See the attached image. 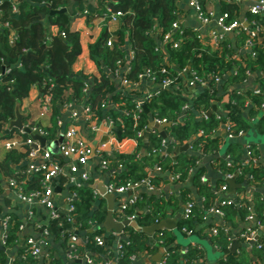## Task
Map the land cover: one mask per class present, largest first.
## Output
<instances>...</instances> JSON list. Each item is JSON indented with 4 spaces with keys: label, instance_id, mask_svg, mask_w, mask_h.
Here are the masks:
<instances>
[{
    "label": "trees",
    "instance_id": "16d2710c",
    "mask_svg": "<svg viewBox=\"0 0 264 264\" xmlns=\"http://www.w3.org/2000/svg\"><path fill=\"white\" fill-rule=\"evenodd\" d=\"M96 2L97 7L90 0H0V134L2 138L11 139L13 134L18 132V135L25 140L34 137L33 128L39 127L43 137L51 141L60 132L61 126L58 120L62 119L61 108L70 103L90 106L100 121L105 117H120L122 121L116 119L114 121L121 131L119 137L136 138L140 145L144 141V136L138 135V132L144 130L150 120L167 119L170 125L166 127V132L168 137L172 138L165 147L167 154L162 151L163 137L154 133L151 134L154 144L151 154L141 157L137 153H116L114 161L125 167V170L119 172L121 180L118 184L145 177H151L153 183H159L160 176L151 171L155 170L156 166H161L162 172H169L171 175L180 173V182L192 176L199 193L203 196V201L200 204L196 202L189 219L182 217L178 228L181 230L186 226L193 229L220 198L212 186L201 181L207 169L197 163L202 161L204 156L220 148L224 137L218 134L219 127L229 120L231 127L227 130V135L229 133L237 135L241 130L245 131L253 125L264 131V109H251L247 115L244 113L247 109L248 97H251L259 107L264 104V41L259 49L255 48L257 44H254L257 53L251 55L245 65H241L232 58L230 48L221 54L220 47L212 48L191 30L183 26L174 28L175 22L180 23L176 13L177 0H97ZM201 3L206 8L212 9L210 0H201ZM108 8L122 12L119 17L120 27L114 32L110 31L107 25L111 21V12ZM85 9L97 10L105 21L100 35L90 45V55L100 67L99 76L73 72V64L82 53V44L80 32L72 29V16L75 12ZM222 11H228L231 20L239 18L238 7L235 4H224ZM252 18L264 23V16L252 15ZM53 27L56 28L55 31L52 30ZM167 33H171V36L166 40ZM238 36L245 42L247 35L243 31ZM110 39H112L111 45L108 44ZM223 40L228 41V36L226 35ZM178 41L180 46L175 47L174 43ZM127 42L132 51V59L124 78L136 82L140 80L142 73L149 70L148 78L154 77V82L160 84L166 77L177 75V71L173 69L176 66L179 70H188V76L195 72L208 81L206 88L198 93L193 101L195 111L189 107L185 108L189 101L185 84L176 87V91L161 88L157 95L146 99V109L138 108V101L135 99L132 101L130 98L126 101L131 110L108 109L111 101L115 100L112 95L117 86L115 75L119 74L120 69L128 61V52L124 48ZM167 60H170V64ZM163 68H167L170 74L163 73ZM247 72L258 74L260 92L249 90L243 92L230 88V85L242 82ZM228 73L230 75L221 87V91L224 90L226 93L219 95L221 81L217 82L216 77H221L222 80ZM33 86H37L40 90L41 110L45 111V116L39 121L33 119L30 121L29 115L24 118V123L32 130L31 132H21L18 128H13L9 133L2 134L10 121L16 118L17 105L29 96ZM226 95L228 99L224 104L226 107L224 112L211 111L213 103L221 101ZM45 105H48L47 109ZM182 111L186 115L181 119ZM252 118L256 120L253 124L250 121ZM193 137L195 138L192 140ZM185 144L191 145L190 151L182 150L176 153V150ZM29 150L30 146L26 144L8 149L6 157L0 160V190L5 183L2 174L8 178V184L9 179H15L24 193L43 187L42 173L35 172L32 175L27 173L30 164ZM227 155L230 156V161L222 158L214 159L213 166L225 173H234L238 182L246 180L254 185L255 195L252 199L239 198L241 204L238 206L233 204L221 206L226 223L218 226V234L212 235V239L222 251H226V254L230 253L228 248L232 244L229 223L235 224L236 218L247 221V217L254 213L257 223L260 222L264 226V194L259 191V188L264 186V163L244 162L243 148L238 142L229 145ZM25 161L26 164H23ZM18 165L21 167L17 168ZM223 183L226 181L216 185ZM190 199L194 197L185 196L184 203ZM74 203L76 210L73 222H76L80 229L91 228L92 222L103 219V214L100 215L99 210L95 215L91 214L95 197L89 186L78 188ZM166 205L175 211L180 208L179 201H169ZM166 209L164 205L157 203L151 213L138 214L137 219L144 225L156 223L162 219ZM125 213L127 215L136 213L135 205ZM101 232L100 229L91 231L85 244L76 245L77 252L86 254L91 250L104 253L102 248L94 246V238ZM10 238L9 236L8 240ZM161 238L165 241V235ZM169 239L171 238L166 236V241ZM239 239L245 240L241 236ZM263 239L264 232L259 242ZM146 241V233L132 231L129 241L124 240L122 252L116 255L117 264H130L132 256L146 249ZM170 249L165 264H182L183 261L184 264H194V258L198 254L196 249H189L183 255L175 247ZM254 251L264 264V246L259 248L255 245ZM24 254V259L18 260L16 264H39L40 260L31 255L29 248H25ZM91 257L100 264H108L110 261L106 257L102 259L101 256H97V253ZM227 259L228 262L232 261L231 264H248L245 263L247 259L244 255H229ZM74 260L75 264H87L86 260L77 258ZM248 261L250 263L251 258Z\"/></svg>",
    "mask_w": 264,
    "mask_h": 264
},
{
    "label": "crops",
    "instance_id": "0c3cea01",
    "mask_svg": "<svg viewBox=\"0 0 264 264\" xmlns=\"http://www.w3.org/2000/svg\"><path fill=\"white\" fill-rule=\"evenodd\" d=\"M91 3L97 7V0H90ZM214 1V10L219 12L222 10L224 4H235L238 7V17L241 21H246V18L251 19L252 15L250 13V8L254 4L256 0H213ZM213 8V5L210 6ZM87 10V11H86ZM176 13L178 16V20L180 24L186 28L194 32L197 36L201 37L205 42L210 44L212 48L220 47V53H225L226 49L230 48V54L232 58L240 63L241 65H245L247 60L251 57L252 53H257L253 49H249L246 47L245 42L241 41L238 35L234 33L227 34L228 41L222 40L220 43L214 42L213 35L219 31V27L215 20L210 22L209 24L202 23L197 15L195 10L190 7L188 0H177ZM105 24L104 17H102L101 13H98L97 10L85 9L84 11H77L72 16V29L80 32V41L82 44V53L76 59L73 64V72L80 73L83 72L85 74L91 76H99L100 75V67L96 64L93 58L90 55V45L96 41L98 36L100 35L103 25ZM110 31L114 32L120 27V21H109L107 23ZM53 31L56 28L52 29ZM225 41V42H224ZM258 48L262 46V39H257L256 43ZM125 50L128 52V61L127 63L120 69L119 74L115 75V80L117 82L116 91L113 92V96L115 100L111 101L108 105V109H116L119 111H123L124 108H129V104L127 103V99H132V101H144L148 98L149 95L154 96L157 95L161 88H164L161 84L155 83L151 79L143 78L138 82H135L130 85H125L123 83V78L125 72L129 70V62L132 59V53L130 49V45L127 42L124 46ZM259 52V50H258ZM167 63L170 64V60H167ZM177 71V84L174 91L177 90L176 87H182L184 85L185 79L188 77V70H179L176 66L173 68ZM231 73V72H230ZM230 73L226 74L224 78L219 83V92L225 94L226 92L221 91L222 85L224 81H226L230 75ZM246 78L240 82L230 85L231 89L242 90L243 92L255 91L256 89H260L258 83V74L256 72H247ZM262 74V73H261ZM208 85V84H207ZM195 86L194 88H186L187 90V98H188V106L190 109L195 111L194 108V99L198 95V93L202 92L206 86ZM135 99V100H134ZM228 95L221 101H215L213 103V107L211 111H222L226 109L225 103L227 102ZM41 93L37 86H33L31 88L30 94L27 98H25L20 104V112L24 114V118L26 116H30V121H39L42 120L43 117L40 115L41 112ZM146 104V103H145ZM147 105V104H146ZM247 109L244 113L247 115L249 111L252 110H261L264 109V106H258L255 104L251 97L246 99ZM129 110H131L129 108ZM62 120L63 123L60 127V132L58 135L51 141L46 139L45 146L42 150H48L51 152L52 157L51 161L57 162L58 164L64 166L65 171H68V164L72 159L65 157L59 148V143L63 139L64 129L70 126H74L78 129L80 134L84 136L92 145L99 147H103V143L107 142V145L102 149V155H95L91 157L88 163L85 166V170L89 173L88 181L80 182L79 179L84 170L80 169L79 172L76 173V182H71L67 179L66 176H59L53 180V188H54V199L55 205L53 208H48L45 205L34 202L28 203L24 200H21L15 191L9 186L7 183L8 178L1 175L4 178V185L2 190H0V264H16L18 260H22L25 257L24 250L26 248V243L29 238H33L38 240L42 249V257L39 259V264H75V260L69 257V244L68 240L72 233L77 234L79 236V244H85L88 240V235L91 231L100 229L102 232L98 235L103 237L104 244L100 245L95 242L94 238V246L102 248L104 253L101 251L92 252L89 250L86 255L93 256L97 253V256H101V258H107L110 260V264H117V256L118 255V245L120 241L128 240L131 237L132 231H140L135 229L132 226H127L123 232L117 233L114 228L110 230L106 229L104 226V220L107 216L110 206L114 209V216L116 220L121 221L120 218V207L123 202L128 201L130 197L136 196L137 202L135 205L136 215H146L151 213L155 208L156 204L160 203L165 207V214L162 219H172L177 223V227L174 229H164L159 230L153 234L146 233V249L140 251L138 254L134 255L131 258L130 264H164L166 260V256L168 255L170 248H176L183 255L187 253L189 249H196L198 254L194 258V264H231L232 262H228L227 257L229 255L242 256L244 255L245 263L248 264H263V261L256 255L254 251V246L260 240L262 233L264 232V227L261 228L259 232L258 238L252 237L250 239H245L241 241L239 239L240 233L246 229L247 227H255L256 221L253 220H243L237 219L235 224H228L230 229V236L232 239V244L228 248L229 252L226 254V251H222L221 249H217L212 239V235L210 234V228L213 226H222L226 223L224 217L208 213L206 217L197 222L194 232L192 234L183 232L179 230L178 225L180 220L182 219L181 209L184 210V197L190 198L194 197L197 203H202L203 196L199 193L197 186L193 182V177L190 176L186 181L174 182L170 180L169 172H162L156 170H151L153 174L159 175L161 178V182L153 183L154 187L149 188L146 185L141 186L137 190H128L122 193L118 192H109L111 194V198L107 199L104 197L100 189L104 187L108 189L110 184H118L120 183L121 177H119V172L125 170V167L118 168L117 161H114L116 157V153L123 154H131L137 153L139 156L143 157L151 154V151L154 148L153 141L151 139V134L161 135V130L164 129L166 132V127L160 128L155 127L154 125H165L164 123H157L156 119L150 120L149 124L145 127L143 132L144 141L140 145V142L136 138H120L121 131L119 125L115 124L110 125V121L108 117H105L100 124L101 129L97 132H94L89 128V124L85 121V113H84V104H75L72 103L70 106H62ZM77 111L78 116L74 117L73 112ZM209 112V114L211 113ZM221 114V113H220ZM186 115L185 112L182 111L181 119ZM262 115V112L260 113ZM23 118V122H24ZM120 117L112 118L118 119ZM251 123L253 124L256 120L252 118ZM25 124V123H24ZM109 124V125H108ZM27 125V124H25ZM28 126V125H27ZM7 126L6 130L8 129ZM6 130L2 134H6ZM20 130V129H19ZM149 133L146 136V133ZM218 134L223 136V142L220 148L209 155H206L202 158L200 162L201 167H205L207 169L206 175L209 177L212 183H222L227 181V174L221 169L213 166L214 159H226L228 158L227 149L232 142H238L241 144L243 148V157L247 158V148H251L254 151V155L259 157L261 162L264 163V131H261L256 126H251L247 130H243V134L238 137L231 138L227 135V128L225 124H222L219 127ZM14 137H20L18 132L13 134ZM252 136V137H251ZM163 137V136H162ZM168 137V135H167ZM195 137L192 138V140ZM7 139L2 138L0 134V160H3L7 153L8 149L5 146V142ZM172 138L169 136L168 141L163 137V147L162 151L166 155V146ZM191 140V141H192ZM187 145V144H185ZM183 145V146H185ZM181 146L178 151H190L191 145L189 144L188 150L182 149ZM106 158H110L112 163L109 169H102L101 162ZM44 159L40 156L35 160L36 164L43 163ZM26 164V161L23 163ZM17 168L21 167L20 165L16 166ZM62 178L64 180H62ZM234 179L237 188L235 191H230V186L225 196H231L233 198H248L252 199L255 195L254 193V185L249 184L246 180L238 182L236 177L231 178ZM81 186H89L92 189V194L95 197V203L91 209V214L95 215L98 210L100 211V215L103 214V219L101 221L95 220L92 222L91 228L80 229L76 222L70 223V226H67L69 223L66 219V215L69 209L70 200L73 199L78 194V188ZM185 189V190H182ZM259 191L264 194V186L259 188ZM76 194V195H75ZM176 202L179 201L180 208L175 211L170 207H167L166 202ZM132 206V205H131ZM129 206L128 209L131 207ZM57 214V216H54ZM5 219L10 220L9 229H5L3 225V221ZM138 225L140 227L150 226L144 225L139 222L137 217L135 218ZM161 220V219H160ZM158 220V221H160ZM157 221V222H158ZM154 224V222H153ZM169 225V224H168ZM131 227V228H130ZM45 229L49 230V234L46 235ZM77 231V233L75 232ZM159 232H163L165 235V241L161 242L158 237ZM179 233L182 234L183 238H187L190 236H195V240L190 241L189 243H184L181 241ZM11 237L8 240V237ZM166 236L170 237L168 241H166ZM237 241L240 243L236 246L235 250L232 251L230 248L233 246L234 242ZM204 242H208L213 250L220 253V256H216L215 258H211L209 256V252ZM251 258V262L249 263L248 259ZM85 261L83 255L79 258ZM183 259V256H182ZM56 261V262H55ZM183 261V260H182ZM182 263V262H181ZM184 264V261L183 263Z\"/></svg>",
    "mask_w": 264,
    "mask_h": 264
},
{
    "label": "built area",
    "instance_id": "2783aa9c",
    "mask_svg": "<svg viewBox=\"0 0 264 264\" xmlns=\"http://www.w3.org/2000/svg\"><path fill=\"white\" fill-rule=\"evenodd\" d=\"M211 1V5H213L212 9H209L208 7L206 8L205 5L201 3V0H188V3L190 7H192L198 19L204 23V24H209L213 20L216 21L219 31L217 33H214L213 39L214 42L219 43V41H222L224 37L229 34V33H234L238 35L242 31L247 35L246 40H245V45L248 47L250 50L253 49L255 42L257 39H262L264 41V23H262L259 19L257 18H246V21H241L239 18L237 19H230V13L228 11H219L216 12L214 10V1ZM108 10L111 12V21H118L119 17L122 15L121 11H112L111 8H108ZM250 13L253 16H264V0H256L254 4L250 8ZM174 28H180L182 25L178 22H175L173 24ZM55 28V27H53ZM171 36V33H167L165 35V39H169ZM108 44H112V39L108 41ZM175 47L180 46V42H175L174 43ZM132 53V51H131ZM252 55H255L253 52ZM163 73L165 74H170L169 70L167 68H163ZM149 77V70H146L144 73L140 75V80L143 78H148ZM150 79V78H148ZM155 78L152 77V81ZM139 80V81H140ZM178 78L175 77H166L161 81V85L164 88L168 89H173L175 88L177 84ZM216 81L220 82L221 77H216ZM138 82V81H136ZM123 83L125 85H130L135 83L134 81H131L128 78H123ZM184 86L187 88H194L195 86H205L208 84V81L200 76H198L195 72H192L191 76H188L185 81H184ZM256 93L260 92V89L255 90ZM151 97V95L148 96V98ZM146 103V99L143 101L138 102V108H144V105ZM72 103L67 104L65 106H70ZM105 106V104H103ZM264 106V104H263ZM46 109L48 108V105H45ZM189 106L186 105L185 108H188ZM84 113H85V121L87 124H89V128L93 130L94 132H97L101 129L100 124L101 121L99 120V117L97 116L96 112L91 109L90 106H87L84 104ZM204 116H206V113H203ZM40 115L42 117L45 116V111L40 112ZM73 116L76 117L78 116V112L74 111ZM220 117V115H219ZM118 121H122L121 118L117 119ZM109 123L110 125H114V119L109 118ZM157 123H168L167 119H156ZM63 123L62 119L58 120V124L61 126ZM223 124H225L227 130L230 129L231 127V122L229 120L225 121ZM109 125V124H108ZM111 125V126H112ZM25 126V125H24ZM34 131H38V134H40L42 137V131L39 127H34ZM21 132H25L26 130L24 128L20 129ZM243 134V130H241L237 135H234L233 133H229V137L234 138L238 137L239 135ZM138 135H143L142 130L138 132ZM26 144L30 146L29 150V167L27 169V173L29 175L34 174L35 172H40L43 175V187L39 190L32 191L30 193H24L18 182L15 179H9V186L15 191L17 196L21 199L24 200L28 203H34V202H39L43 205H45L48 208H53L55 205V199H54V188H53V180L56 177L59 176H66L67 179L71 182H76V173L79 172L80 169L84 170L79 181H88L89 179V173L85 170V166L88 163L89 159L95 155H102V149L104 146L107 145V142L103 143V147H99V145H92L84 136L80 134L78 129L74 126H70L68 128L64 129L63 133V139L59 143V148L61 153L65 156L68 157L71 160V162L68 164V171H65L64 166L58 164L57 162L51 161L50 158L52 157V154L48 150H42V148L45 146L41 145L38 140H36L34 137L27 138L23 140L21 137H14L11 139H7L5 142V146L7 149H11L14 147H21V145ZM191 148V147H190ZM247 158L245 159L244 162L249 163L250 161L256 164H260L261 160L259 157L255 156L254 151L251 148H247ZM44 159L43 163L36 164L35 160L37 159L38 156H40ZM103 156V155H102ZM229 161L230 156L228 155L227 158ZM201 161H197V163L200 165ZM111 159L104 157V159L101 162V167L102 169H109L111 167ZM122 164H118V168H122ZM156 170L162 171L161 166H156ZM192 170V169H191ZM152 173V172H151ZM227 178H234V173H228ZM181 174L180 173H174L170 174V180L174 182H180ZM201 181L208 183L212 188L216 191V193L219 195V200L218 203L212 206L209 210L208 213H213L217 214L220 216H224L225 213L223 211V208L221 206L223 205H240L241 202L238 200L239 198H233L231 196H225L226 192L229 189V185L227 183H223L221 185H216L215 183H212L209 179V177L205 174L202 175ZM146 185L149 188H153V182L151 180V177H145L139 180H130L125 183L121 184H110L108 186V191L109 192H118L122 193L128 190H137L141 186ZM218 186V187H217ZM255 188V187H254ZM76 195V194H75ZM76 197V196H75ZM70 200L69 204V209L66 215V219L69 223H73L74 220V212L76 210V205L74 203V199ZM137 202V197L133 196L128 199V201L123 202L120 207V218L123 219H131L135 220L137 217L136 214H131L127 215L125 212L128 209L129 206L134 205ZM185 207L182 213V217L189 219L192 214H193V209L196 204V201L194 199H190L186 201ZM253 203L250 204V209H252ZM54 216H57V214H54ZM255 220L254 213L250 214L247 217V221L249 220ZM3 225L5 229L9 228L10 225V220L5 219L3 221ZM263 224L259 222V224L256 221V226L255 227H247L244 229L241 233L240 236L245 239H250L252 237L258 238L259 232L261 228H263ZM218 227L213 226L210 228V234L211 235H217L218 234ZM181 231L192 234L194 232V229L187 228L186 226H183ZM46 235L49 234V230L45 229L44 232ZM163 232H159L158 237L160 238L161 242L164 241L163 238ZM95 240L97 241L98 244L103 245L104 240L103 237L100 235H96ZM129 241V239L127 240ZM79 243V236L77 234L72 233L69 237V257L71 259H76L79 258L81 255L84 256L87 264H100L99 262L95 261L90 255H86L85 253H80L77 252L76 245ZM124 245V241H120L118 245V253L122 252V248ZM259 248L264 246V239L261 242H257ZM217 249H220L219 246L215 244ZM27 249L29 248V251L31 255L34 257L40 259L42 257V249L40 246V243L38 240H35L33 238H29L26 243ZM169 255V253H168ZM167 255V256H168ZM167 256L164 264L167 261ZM133 257V256H132ZM110 264V261L108 262Z\"/></svg>",
    "mask_w": 264,
    "mask_h": 264
},
{
    "label": "water",
    "instance_id": "95a60500",
    "mask_svg": "<svg viewBox=\"0 0 264 264\" xmlns=\"http://www.w3.org/2000/svg\"><path fill=\"white\" fill-rule=\"evenodd\" d=\"M65 10V9H63ZM145 109H146V105H144ZM16 118L12 119L10 121V124H9V127L8 129L6 130V132H9L10 130H12L13 128H18V129H22L24 128L26 131L28 132H31L32 130L28 127V126H24V122H23V118H24V114H22L20 112V104L17 105L16 107ZM165 125H157L155 124L154 126L155 127H160V128H164L165 126H169L170 123H164ZM161 135L168 141V137H167V134L165 133L164 129L161 130ZM34 138L36 140H38L40 142L41 145H45L46 143V138L45 137H42L40 134H38V131H34ZM148 132L146 133V136H148ZM62 141V140H61ZM188 146L189 144L185 145L182 147V149H185V150H188ZM227 181L229 182V186H230V191H235V189L237 188V185L235 184L234 182V179H231V178H227ZM100 192L101 194L106 197L107 199H110L111 198V194L108 192V189L107 187L103 188V189H100ZM183 211V209H181V212ZM169 224V225H168ZM67 226H70V223H67ZM104 226L106 227V229L110 230L111 228H114L117 233H121L124 231V229L127 227V226H132L134 227L135 229L137 230H140V231H144L146 233H149V234H153L159 230H164V229H167V228H170V229H174L177 227V223L175 220H172V219H161L160 221L150 225V226H145V227H140L137 223L136 220H131V219H123L121 221H118L116 220L115 216H114V209L112 206H110L109 208V211L107 213V216L104 220ZM77 233V231H75ZM239 243L237 241L234 242L233 246L230 248V250L234 251L236 246H238Z\"/></svg>",
    "mask_w": 264,
    "mask_h": 264
},
{
    "label": "rangeland",
    "instance_id": "374dc122",
    "mask_svg": "<svg viewBox=\"0 0 264 264\" xmlns=\"http://www.w3.org/2000/svg\"><path fill=\"white\" fill-rule=\"evenodd\" d=\"M262 137L264 138V136H262ZM178 235L180 236L181 241L184 242V243H189L190 241L195 240V238H196L195 236H190V237H187V238H183L181 233H179ZM204 244L207 247L208 252H209V256L211 258H215L216 256H220V253L217 252V251L215 252L213 250L212 246L208 242H204Z\"/></svg>",
    "mask_w": 264,
    "mask_h": 264
}]
</instances>
